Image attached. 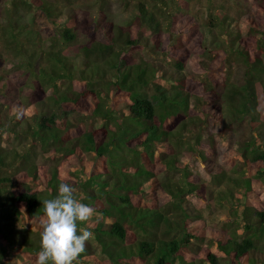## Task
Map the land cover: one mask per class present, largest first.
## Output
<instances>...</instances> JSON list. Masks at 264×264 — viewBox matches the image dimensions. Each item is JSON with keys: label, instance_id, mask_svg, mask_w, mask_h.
I'll list each match as a JSON object with an SVG mask.
<instances>
[{"label": "trees", "instance_id": "trees-1", "mask_svg": "<svg viewBox=\"0 0 264 264\" xmlns=\"http://www.w3.org/2000/svg\"><path fill=\"white\" fill-rule=\"evenodd\" d=\"M28 1L37 17L51 20L53 11L49 3ZM5 3L9 6L13 3L15 7L27 0H5ZM147 10V3L139 2V17ZM242 20L249 31L247 37L252 33L255 38L248 53L240 47L231 50L244 66L242 80L225 87L222 94L225 111L213 93H206L201 112L204 126L218 125L222 128L219 134L232 139L243 165L257 164L252 175H241L238 171L234 176H226L220 170L214 176L219 188L208 191L213 196L207 206L221 210L220 214L225 213L228 221L236 225L226 232L225 241H217L219 255L203 244L202 239L207 236L204 220L191 201V196L195 198L196 192L203 191L189 178L187 165L179 158L182 148L192 153L201 148L202 136L194 130L190 131L193 137L181 147L185 139L182 132L188 130L186 123L194 121L189 115L192 100L189 91L195 84L144 62L121 64L123 48L136 40L119 25L104 40L82 44L77 56L82 55L83 62L73 69L75 59L54 51L50 47L53 43L46 49L31 47L25 38H16L11 21L6 23L9 33L2 35L6 51L18 56L17 65L29 67L40 86L49 90L46 100L41 102L49 110L50 104H72L84 116L104 121L100 128L85 130L79 121L56 122L55 114L40 105L26 134L42 144L52 143L54 146L46 155L61 163H53L49 172L41 171L38 190L30 188V182H36L38 174L36 164L29 161V148L13 151L0 144V264H35L41 250L42 201L56 198L60 183L70 184L76 189V198L95 209L93 218L78 222V228L93 232L107 264H264V13L259 11L255 23L248 15ZM208 23L219 27L225 24V19H209ZM66 24L58 32L64 42H70L74 35L71 25ZM227 30L223 34L230 47L233 35ZM193 48L203 53L209 51L202 35L196 33L187 46L179 47L175 53L174 48L164 51V62L175 56L173 66L182 70ZM208 56L209 61L203 57L200 61L205 77L216 66L212 63L215 54ZM2 57L0 52V67ZM33 57L36 61H32ZM19 58L25 62L21 63ZM157 73L165 80L164 84L155 81ZM60 80L69 83L60 84ZM5 82L8 88L9 82ZM146 89H151L152 97ZM2 96L0 113L6 110ZM19 96L15 103L8 104L9 112L12 108L24 109ZM19 122L4 120L0 123V134L3 131L13 136L23 134L25 131H17ZM233 123L246 126L241 136L231 127ZM213 130L205 135L211 137ZM242 137L247 139L239 140ZM88 154L92 160H88ZM159 171L181 172L183 178L172 176L154 183ZM152 190L155 205H142L144 194ZM99 203L105 207L100 208ZM88 261L101 264L92 259L86 245L74 264Z\"/></svg>", "mask_w": 264, "mask_h": 264}, {"label": "rangeland", "instance_id": "rangeland-1", "mask_svg": "<svg viewBox=\"0 0 264 264\" xmlns=\"http://www.w3.org/2000/svg\"><path fill=\"white\" fill-rule=\"evenodd\" d=\"M51 5L53 15L51 20L44 16L35 15V8L27 3L19 4L13 7L5 3V0H0V52L3 53L2 66L0 67V76H3L0 81V95L3 99V106L6 108L0 114L1 122L6 119L20 120L17 124V131L22 130L23 134L13 136V133L1 132L0 144L5 148L14 150H30L29 161L34 162L37 166L38 178L36 182H30L31 190L39 189V180L41 171L53 169V163H57L56 158L49 154L48 151L54 146L47 142L42 144L39 139L33 138L26 134L29 125L33 123V113L40 109H47L48 113L55 114L56 122L63 120L72 123L81 124L85 130H94L100 128L103 119L84 116L77 111L72 104L69 105H52L49 110L43 101L46 100L47 87L42 88L38 83L35 74L31 73L29 67L23 64L17 65L18 56L6 51L3 41V34L8 35V27L6 23L11 21L15 26V34L17 39L28 40L31 47L46 49L51 43L54 51L61 52L69 59H75L76 65L73 69L80 66L83 62L82 55H78L80 47L86 42L92 40H104L107 36L112 35L117 25L131 33V37L136 40L135 44L126 45L119 57L120 63L124 65H132L139 62H144L149 65H154L155 69H161L165 74L179 75L180 77L190 79L193 82L194 89L189 93L192 95V100L189 106V115L194 121H188L182 135L185 138L181 143L191 139L190 131L200 133L201 148L197 152H187L183 148L179 155L181 163H186L189 171V178L195 181L201 187V191L196 192L195 198L191 196L192 206L199 208L201 218H203L204 233L209 237H203L204 245H207L214 253L220 254L217 247V241H225L227 238L226 232H231L235 228V224L228 221L226 214H220L219 209L207 206L210 195L209 190H217L219 187L214 182L217 171H225L227 175H236L238 171L241 175H252L257 164L243 165L236 154L235 144L232 139L225 135L219 134L222 128L218 125L208 124L204 126L202 106L205 102L206 93H213L216 96V101L225 111L223 91L227 84L240 82L244 71L242 62L236 57L234 48H243L247 53L249 49L254 47L255 38L248 36V29L244 26L243 16L248 15L253 17L254 23L258 20L259 11L264 13V0H43ZM139 2L147 3V12L139 17L138 4ZM219 16V18L216 17ZM225 19V24L219 27L210 26L208 21ZM69 23L71 31L74 35L73 40L64 42L61 38L58 28L66 27ZM226 29L230 32L232 44L230 47L226 45L223 33ZM4 31V33H3ZM57 36L54 37V33ZM239 32L241 36H239ZM201 34L204 38V43L209 51L208 54H215L212 63H216V68L206 74H203L201 67L202 57L210 60L207 53H203L200 49H190L188 58L185 61V66L182 70L176 69L173 66L176 57H170L169 61L164 62V51L174 48V53L179 47L187 46L195 34ZM228 42V41H227ZM29 54V51H26ZM215 57H218L219 61ZM20 59V58H19ZM27 59V58H25ZM32 61H36L33 57ZM20 62H25L20 59ZM164 63V65H163ZM155 81L164 84L165 80L157 73ZM170 76V75H169ZM9 82L6 88V82ZM69 83L68 80H60L58 83ZM45 85V84H44ZM46 86V85H45ZM50 88V87H49ZM152 97L151 89H146ZM46 93V94H45ZM17 95L23 101V116L17 119L14 108L9 112V105L16 102ZM201 99L195 101L194 99ZM111 97L107 104H111ZM9 104V105H8ZM195 104V106H194ZM120 110L119 106H116ZM86 115V114H85ZM84 116V117H83ZM189 118H187L188 120ZM224 120H227L224 118ZM113 127V125H111ZM179 126V125H178ZM231 127L239 132V136L245 131L244 124H232ZM214 128L211 137L205 134ZM247 130V128H246ZM226 132L232 133L231 130L225 129ZM246 135V133L244 134ZM247 137L239 138L245 140ZM55 155V154H54ZM88 160H92L90 154L87 155ZM235 162L237 164H235ZM235 164V165H234ZM71 169H74L71 166ZM43 175V174H42ZM183 178L181 172L176 171H159L154 183H159L168 178ZM85 178V177H84ZM214 179V180H213ZM15 182L16 180L13 179ZM156 199L155 193L152 191L144 194L141 201L142 205L153 207ZM98 206L105 207L102 203ZM189 206V204H188ZM190 207V206H189ZM226 220L229 224H223ZM224 226V228H222ZM241 233V229L237 230ZM86 245L90 247L92 259L100 261L101 264H107L104 255L101 253L97 243L92 238ZM198 245V244H197ZM194 246V248L197 247ZM85 264H94L93 261H88Z\"/></svg>", "mask_w": 264, "mask_h": 264}, {"label": "clouds", "instance_id": "clouds-1", "mask_svg": "<svg viewBox=\"0 0 264 264\" xmlns=\"http://www.w3.org/2000/svg\"><path fill=\"white\" fill-rule=\"evenodd\" d=\"M14 113L19 119L23 109L15 108ZM75 192L70 184L60 183L57 197L42 201L41 250L35 264H74L85 251L86 242L94 237L92 231L78 228V222L93 218L95 209L79 201Z\"/></svg>", "mask_w": 264, "mask_h": 264}]
</instances>
